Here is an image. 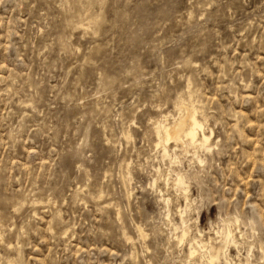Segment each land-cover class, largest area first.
Segmentation results:
<instances>
[{"label": "rangeland", "instance_id": "1", "mask_svg": "<svg viewBox=\"0 0 264 264\" xmlns=\"http://www.w3.org/2000/svg\"><path fill=\"white\" fill-rule=\"evenodd\" d=\"M179 112L214 143L178 144L188 239L264 264V0H0V264H195L154 172Z\"/></svg>", "mask_w": 264, "mask_h": 264}, {"label": "bare ground", "instance_id": "2", "mask_svg": "<svg viewBox=\"0 0 264 264\" xmlns=\"http://www.w3.org/2000/svg\"><path fill=\"white\" fill-rule=\"evenodd\" d=\"M202 116L203 115H201V117ZM176 117H175L176 119L175 120L173 119L174 121L172 122L168 121L167 119L165 120H162V119L160 120V118L157 120L155 119V121H153L152 126H151L152 131H153L152 134L155 135L154 148L156 149L158 156L160 157L159 159H161L162 161H166V162L168 161L170 164L168 171L167 172L165 171L166 173L164 172L161 173L159 170V167H154V172L160 173L165 184L171 185L173 190L178 191L181 197L185 200L184 202L185 205H183V207L181 205L177 206V215H178L179 221L171 222L170 220L171 210L169 208V205H170L169 203L171 202L170 195L169 196L165 195V193H163V190L161 188H158V196H159L158 198L162 201V203H164L166 207V212H165L166 220L168 221L169 225H171L169 228L170 233L169 232L168 233L171 234L180 243L183 241L187 242L188 248L186 252V261H192L195 264H199V263L201 264L204 260H206L208 261L209 264H214L215 262L221 260L220 258L222 257L225 262L224 264H230L232 260L231 261L228 260V257H227L228 248H229V245H231L229 243L230 242L235 243L236 240L233 239L234 237L232 235V230H230V228H228L227 226H226L227 229H225L226 231L223 232V236H221V238L218 236V238H220L218 241H216V239L215 241H212V238H209L208 240L204 241L201 238H197L196 235H195L196 237L190 236V238L188 239V236L190 233L189 231L190 224L187 223L185 219L186 217L185 215H186L187 209L190 207V204L194 202L197 197L195 198L194 195L192 196L193 193L192 194L190 193L191 191L190 185L192 184H191V180L189 177V173L186 170H184L182 167L178 166L180 163L179 154L182 153V151L180 152L178 148V144L184 139L185 141H187L189 146L193 147L195 150L197 151L204 150L206 153H209L212 150V146L214 144L212 142L213 131L211 128L208 129V132L205 131V128L207 129V127L205 126V123L203 120L205 118L204 116H203L204 118L202 119V118H199L200 116L198 117L196 113L189 114L188 112H183V113H180ZM192 153L195 154L194 152ZM195 156H196V161H198V163L200 164L205 159L203 158V156L201 157L199 155H195ZM154 157L156 158L157 156L154 155ZM128 175H130V173H128ZM156 180H157V177L153 178L150 181L151 182L150 186H152V188L154 187L156 188ZM34 200L33 202H35ZM141 230H142V227H141ZM196 230L198 233L200 232V230L198 229ZM219 231L217 229L216 233L220 234L221 231L220 233ZM199 234L201 235V233ZM137 236L139 238L140 234Z\"/></svg>", "mask_w": 264, "mask_h": 264}]
</instances>
